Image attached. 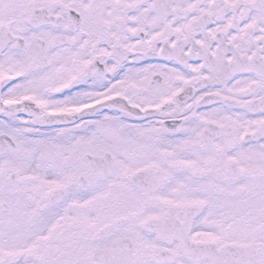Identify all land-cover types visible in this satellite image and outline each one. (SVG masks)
<instances>
[{
  "label": "snow or ice",
  "instance_id": "6c2138e0",
  "mask_svg": "<svg viewBox=\"0 0 264 264\" xmlns=\"http://www.w3.org/2000/svg\"><path fill=\"white\" fill-rule=\"evenodd\" d=\"M0 264H264V0H0Z\"/></svg>",
  "mask_w": 264,
  "mask_h": 264
}]
</instances>
